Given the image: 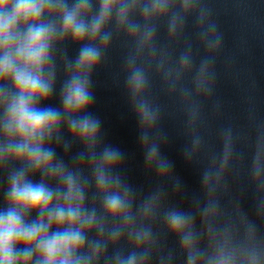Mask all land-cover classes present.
Masks as SVG:
<instances>
[{
    "label": "clouds",
    "instance_id": "1",
    "mask_svg": "<svg viewBox=\"0 0 264 264\" xmlns=\"http://www.w3.org/2000/svg\"><path fill=\"white\" fill-rule=\"evenodd\" d=\"M213 4L0 0V264H264V120L250 104L246 126L213 127ZM114 50L147 186L92 112ZM177 116L197 193L162 153Z\"/></svg>",
    "mask_w": 264,
    "mask_h": 264
}]
</instances>
